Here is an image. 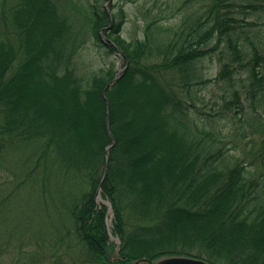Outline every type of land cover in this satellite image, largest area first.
<instances>
[{"label":"trees","instance_id":"trees-1","mask_svg":"<svg viewBox=\"0 0 264 264\" xmlns=\"http://www.w3.org/2000/svg\"><path fill=\"white\" fill-rule=\"evenodd\" d=\"M107 1H0V71L14 59L33 64V55L43 53L38 75L48 78L46 84L38 81V92L45 94L38 101L23 90L10 105L0 100V167L15 163L22 170L21 177L1 182L0 210L21 196L19 183L38 181L41 191L31 189L40 208L64 216L49 211L51 222L38 219L40 225L73 232L63 240L75 237L88 264H110L116 243L107 228L108 207L97 203L107 165L101 196L112 205L119 264L180 256L210 264H264L261 173L230 153L224 129L198 124L205 122L195 100L189 102L191 94L171 91L181 81L190 92L196 85L223 83L224 103L216 115L240 121L250 108L264 133V0L141 5L147 13L144 38L117 39L131 67L105 99L117 73L95 33L104 18L106 25L110 21ZM170 4L176 11H164ZM125 18L120 10L113 26L122 28ZM91 44L105 56L83 59ZM16 47L22 50L18 56ZM213 54L221 67L207 79L198 65ZM50 70L65 74L49 80ZM20 78L19 85L36 88L28 76Z\"/></svg>","mask_w":264,"mask_h":264},{"label":"rangeland","instance_id":"rangeland-1","mask_svg":"<svg viewBox=\"0 0 264 264\" xmlns=\"http://www.w3.org/2000/svg\"><path fill=\"white\" fill-rule=\"evenodd\" d=\"M180 0L173 5L177 8L182 6ZM147 6L154 5L155 0H113L107 2L106 7L112 13L119 15L120 9L123 8L126 12V20L123 26V38L131 41L136 38H144L145 17L147 13L145 9H140L139 5ZM170 4L166 6L164 11L171 9L176 11V8ZM113 6V9L111 8ZM182 15L177 16V20L181 19ZM176 23V18L169 21V24ZM218 54L206 58L202 65V69L206 74L207 79H212L218 76L220 63ZM104 57V52L101 49H96L92 44L83 50V59L97 61L99 57ZM122 62L119 61L117 70H122ZM192 90L195 102L201 107L199 117L204 119L202 115L207 114L208 118L213 120L209 124L205 119V123L201 122V126H207L208 129H224L228 135L229 144L227 147L231 154L243 159V164L248 170H256L261 173L262 181H264V133L261 129V121L257 114H254L250 108L247 110V115H242L240 121L232 120V116L224 119L222 122H217L213 118L214 114L223 107L225 88L224 85L210 84L208 86L196 85ZM242 101L248 105L246 96L243 95ZM200 126V127H201ZM230 128L234 131L230 134ZM231 135V136H230ZM14 158H18L17 153H11ZM9 159V157H8ZM5 166V165H4ZM13 171L12 174L9 171ZM22 170L15 163L7 169L0 167V185L3 181L15 179V176L21 177ZM2 188V186H0ZM25 189L21 196L15 200L13 198L4 202L0 210V260L2 264H88L87 255L81 245L77 244L75 237L63 240L66 236L74 235L71 232L65 233V228L62 232H57V227H50L48 224L40 225L39 221L50 223L52 214L57 215L61 220L64 216L53 212V208L41 207L38 203L41 200L36 199L37 191L33 189ZM4 193V192H3ZM4 194L0 193V200ZM3 202V201H2ZM42 205V204H40ZM49 215V216H48ZM37 218V219H36ZM113 213H110L111 224ZM40 219V220H38ZM36 220V221H35ZM58 226L59 224H56ZM69 225H67L68 227ZM152 224L147 227L151 228ZM40 227H43L42 229ZM64 243V244H62ZM116 246L113 254L114 260L118 254ZM79 261H81L79 263Z\"/></svg>","mask_w":264,"mask_h":264},{"label":"bare ground","instance_id":"bare-ground-1","mask_svg":"<svg viewBox=\"0 0 264 264\" xmlns=\"http://www.w3.org/2000/svg\"><path fill=\"white\" fill-rule=\"evenodd\" d=\"M1 1V0H0ZM16 0H10V3H14ZM18 2V1H17ZM18 3H16L14 6H16ZM11 6V9L14 7ZM140 9H143V7L141 5H139ZM120 10H123L125 12V10L123 8H121ZM109 12V22L106 25V20L104 18V20L101 22L100 27L96 30V34H98L101 38V43L104 46V49L106 50L107 53V57L106 60L117 70V66L119 61L122 62V70L118 71L113 79V81L106 87V89L104 90L105 92L103 93V97L105 99H108V95L107 92L111 91L112 92V88L115 87L120 79H122L126 72H128V70L131 67V61L130 59L127 57V55L125 54L124 50L122 47H120L117 44V39H123L126 43H130L131 41H127L126 39L123 38V27L122 28H118V27H114L113 26V16H116V14L112 13L111 10H108ZM126 14V12H125ZM47 15L49 14H44L45 17H48ZM126 20V18L124 19ZM162 20V19H161ZM163 24V28L166 29L167 23L163 20L162 22ZM166 32V31H164ZM166 34V33H163ZM1 37H2V32L0 33ZM110 48L113 49V52H110ZM22 52V50L18 47H16V54L17 56L20 55V53ZM214 55V54H213ZM45 57V55L43 53H38V54H34L33 57L30 59L33 64L30 63H23V61L20 60H12L10 63L6 64L5 67L0 71V100L5 101V105H10L13 98L17 97V92L18 90H23L25 93H27L29 95V97L35 100L33 101H38V97H43L45 94L42 90H39V85H38V81L42 80L41 84H46L48 83V78L46 80H44L43 78L40 79V75H38V71L42 70L43 68V62L42 59ZM217 57H219V55H217ZM208 58V57H207ZM34 60H38L37 62H35ZM205 60V59H204ZM203 60V61H204ZM202 61V63H203ZM202 63H200L198 66L201 67ZM219 63L220 59H219ZM221 67V64H220ZM48 73H50L49 76V80L65 74L64 71H55V70H50L48 71ZM22 76H28L29 78L32 79V82L36 85V88L33 86H29V85H19L18 82L21 84L23 81L21 80L20 77ZM25 79L28 81V79ZM44 82V83H43ZM222 85H224L223 83H221ZM186 86V84L181 81L177 86H171V91L172 92H178V91H182L184 97L188 96L191 94V96L193 97V92H190L188 88H184ZM184 88V89H183ZM8 89V90H7ZM3 90H7V91H3ZM173 94L170 93V95H168L167 100H169L170 98H172ZM190 97H188L189 99ZM196 98L190 99L189 102H192L193 100H195ZM196 103V102H195ZM197 106V112L198 114L201 113V107L196 103ZM194 110H191V112L193 113ZM1 113V111H0ZM204 117V121H206L205 119H209L208 122L209 124H212L213 120L211 118H208L207 114L205 113L204 115H202ZM214 119H216L217 122H222L223 119H221L220 117H218L216 114H214L213 116ZM198 124H201V122L199 121ZM108 135L110 137L114 138V134L113 131H111L110 126L108 127V131H107ZM7 134V132L3 131V135L5 136ZM110 147H115V144L113 143V145H111ZM108 160H107V164H108ZM107 165L105 167V173L101 182V186H103V183L105 182L106 178H107ZM19 186H22L23 189H30L34 188L35 190H40V188L38 187V181H27V182H21L19 183ZM24 186H28V187H24ZM41 191V190H40ZM40 193V192H39ZM42 194V193H41ZM97 203L99 205H104L106 207H108V209H110V206L106 203V202H102V201H97ZM0 262H2L0 260ZM2 264V263H0Z\"/></svg>","mask_w":264,"mask_h":264},{"label":"water","instance_id":"water-1","mask_svg":"<svg viewBox=\"0 0 264 264\" xmlns=\"http://www.w3.org/2000/svg\"><path fill=\"white\" fill-rule=\"evenodd\" d=\"M111 148L108 149V152ZM107 160H109V156H107ZM99 198V197H98ZM98 201H101L98 199ZM109 211L112 210L111 205ZM142 261L137 262L136 264H140ZM149 264H152V262L148 261ZM157 264H208L200 259L196 258H190V257H171L166 258L158 262Z\"/></svg>","mask_w":264,"mask_h":264}]
</instances>
